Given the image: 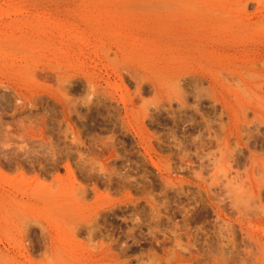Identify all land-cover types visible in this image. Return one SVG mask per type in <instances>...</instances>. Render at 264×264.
<instances>
[{"label": "rangeland", "instance_id": "obj_1", "mask_svg": "<svg viewBox=\"0 0 264 264\" xmlns=\"http://www.w3.org/2000/svg\"><path fill=\"white\" fill-rule=\"evenodd\" d=\"M0 264H264V0H0Z\"/></svg>", "mask_w": 264, "mask_h": 264}]
</instances>
